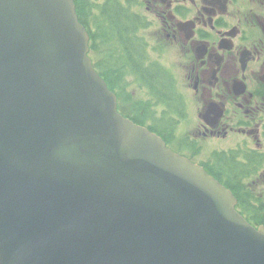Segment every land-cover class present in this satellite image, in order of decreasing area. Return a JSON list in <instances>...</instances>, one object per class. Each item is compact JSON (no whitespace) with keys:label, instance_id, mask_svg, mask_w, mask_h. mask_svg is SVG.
Here are the masks:
<instances>
[{"label":"water","instance_id":"1","mask_svg":"<svg viewBox=\"0 0 264 264\" xmlns=\"http://www.w3.org/2000/svg\"><path fill=\"white\" fill-rule=\"evenodd\" d=\"M75 0H0V264H264L233 192L118 110Z\"/></svg>","mask_w":264,"mask_h":264},{"label":"flooded vegetation","instance_id":"2","mask_svg":"<svg viewBox=\"0 0 264 264\" xmlns=\"http://www.w3.org/2000/svg\"><path fill=\"white\" fill-rule=\"evenodd\" d=\"M84 1L90 51L108 7L133 28L132 46L124 38L121 50L106 45L103 66L121 56L125 101L133 83L145 92L136 116L119 110L203 166L252 224L264 225V0Z\"/></svg>","mask_w":264,"mask_h":264},{"label":"trees","instance_id":"3","mask_svg":"<svg viewBox=\"0 0 264 264\" xmlns=\"http://www.w3.org/2000/svg\"><path fill=\"white\" fill-rule=\"evenodd\" d=\"M76 3L79 7L80 20H86V17L84 15L88 10L86 1L77 0ZM108 9L112 12L111 18L109 21H101L103 31L94 35L96 40L99 42V45H96L95 39H92L91 42L93 43V46L91 48L90 55L93 58L95 66L99 70L100 74L108 82L109 86L117 93L119 100L121 101L119 104L120 109L125 113H130V115L134 117L136 115V110L134 106H136L135 101L137 98L133 96L126 99L128 102L125 101V97L123 95V79H121V76L116 77L120 72L118 65L120 60L119 58L121 56H119L118 58H112V61L117 62V64L113 65V67H110L109 65L103 66V63H107V42L112 46L114 51L123 49L122 47H124L125 44L123 38L129 40L128 34L132 32L133 28L130 23L125 22V18L119 10L113 11L110 7H108ZM119 13H121L122 15H120ZM99 38L101 39V42L99 41ZM126 45L132 46L131 41L129 40V42H126ZM130 49H132V47H130ZM133 74L136 77L139 76L138 73L135 71H133ZM126 103L131 106L130 109L124 107V104Z\"/></svg>","mask_w":264,"mask_h":264},{"label":"rangeland","instance_id":"4","mask_svg":"<svg viewBox=\"0 0 264 264\" xmlns=\"http://www.w3.org/2000/svg\"><path fill=\"white\" fill-rule=\"evenodd\" d=\"M110 63L112 64V67H113V65L117 64V62L112 61V60L110 61ZM129 90L134 93V95L137 99L144 98L145 92L142 91L141 85H139L138 83H133L132 85H130ZM135 114L137 115V113H135Z\"/></svg>","mask_w":264,"mask_h":264}]
</instances>
